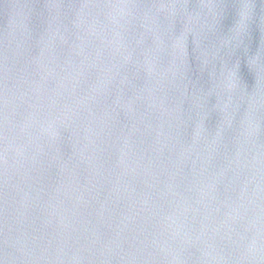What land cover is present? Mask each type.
Wrapping results in <instances>:
<instances>
[{
    "label": "water",
    "instance_id": "95a60500",
    "mask_svg": "<svg viewBox=\"0 0 264 264\" xmlns=\"http://www.w3.org/2000/svg\"><path fill=\"white\" fill-rule=\"evenodd\" d=\"M0 264H264V0H0Z\"/></svg>",
    "mask_w": 264,
    "mask_h": 264
}]
</instances>
